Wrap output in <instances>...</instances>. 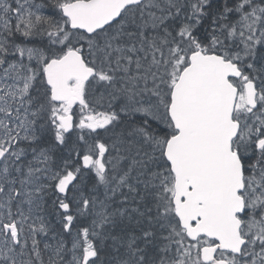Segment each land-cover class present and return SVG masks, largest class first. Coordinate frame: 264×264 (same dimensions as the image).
I'll return each instance as SVG.
<instances>
[{
    "label": "snow or ice",
    "instance_id": "1",
    "mask_svg": "<svg viewBox=\"0 0 264 264\" xmlns=\"http://www.w3.org/2000/svg\"><path fill=\"white\" fill-rule=\"evenodd\" d=\"M0 264H264V0H0Z\"/></svg>",
    "mask_w": 264,
    "mask_h": 264
}]
</instances>
